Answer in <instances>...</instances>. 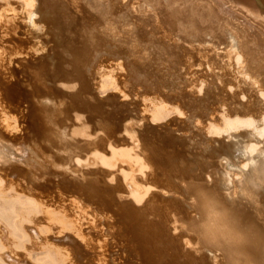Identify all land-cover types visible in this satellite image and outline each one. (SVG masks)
Returning <instances> with one entry per match:
<instances>
[{
  "label": "bare ground",
  "instance_id": "bare-ground-1",
  "mask_svg": "<svg viewBox=\"0 0 264 264\" xmlns=\"http://www.w3.org/2000/svg\"><path fill=\"white\" fill-rule=\"evenodd\" d=\"M259 47L264 0H0V264H264Z\"/></svg>",
  "mask_w": 264,
  "mask_h": 264
},
{
  "label": "rangeland",
  "instance_id": "rangeland-1",
  "mask_svg": "<svg viewBox=\"0 0 264 264\" xmlns=\"http://www.w3.org/2000/svg\"><path fill=\"white\" fill-rule=\"evenodd\" d=\"M236 18H237V17L234 18V20H236V22H241V21L243 20V19H240V20L238 21L239 18H237V19H236ZM243 21H244V20H243ZM243 21H242V24H241V25H243L242 27H243V28L245 27V28H244V30H243V32H242V29H243V28L241 27V34L246 38V40H247V38L249 37V38H248V41H249V42H248V41H247V42H248V44H251L250 46L256 45V44H254V42H255L256 40H255L254 38H252V40H251V36H252L251 34H253V31H252V30H254V27H252V25H251L250 23H248V22H246V21L243 22ZM245 23H246V24H245ZM246 26H247V27H246ZM250 27H251V29H250L251 31L249 30ZM245 29H246V32H247V33H246V32L244 33ZM247 30H248V31H247ZM249 31H250V32H249ZM249 33H250V34H249ZM252 37H254V36H252ZM253 39H254V41H253ZM252 43H253V45H252ZM258 50H260V53H258V55L256 56L257 58H255V61H254L253 65L256 66V67H258V69H262V70H264V66H263L264 64H262V63H264L263 60L261 59V60H262V61H261L262 63H260V60H259V62L257 61V59H258L259 57L264 59V48H262V50H261V47H259ZM258 50L256 49V51H258ZM259 55H260V56H259ZM262 55H263V57H262ZM260 58H259V59H260ZM256 62H258V64H256ZM259 64H262V65H261L262 67H261ZM257 65H259V66H257ZM256 69H257V68H256Z\"/></svg>",
  "mask_w": 264,
  "mask_h": 264
}]
</instances>
